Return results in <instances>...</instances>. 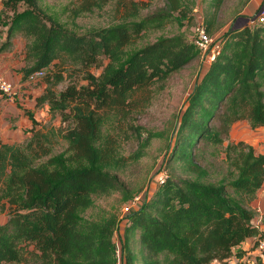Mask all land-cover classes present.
I'll return each instance as SVG.
<instances>
[{"label": "trees", "instance_id": "16d2710c", "mask_svg": "<svg viewBox=\"0 0 264 264\" xmlns=\"http://www.w3.org/2000/svg\"><path fill=\"white\" fill-rule=\"evenodd\" d=\"M97 1L84 0L80 9ZM223 1H209L203 20L209 34ZM24 2L27 7L4 23L0 51L22 36V78L44 70L35 106L47 104L51 117L61 120L37 127L31 116L21 141H0V215L7 214L0 222V264H248V249L237 246L264 236L252 223L251 205L264 183V153L243 138L224 140L239 120L264 127V21L220 32L218 52L187 95L163 166L164 183L122 218L108 211L87 217L82 212L95 196L121 190L129 198L116 172L123 157L113 135L104 133L105 123L125 114L137 89L163 82L201 56L193 38L182 33L131 48L133 40L150 26L162 27L174 11L180 17L194 11V0H164L163 8L143 17L139 2L129 0L119 21L85 32L46 16L38 0ZM91 66L101 69L96 74ZM77 73L86 84L73 81ZM64 79L69 82L57 89ZM60 142L65 148L56 151Z\"/></svg>", "mask_w": 264, "mask_h": 264}, {"label": "rangeland", "instance_id": "374dc122", "mask_svg": "<svg viewBox=\"0 0 264 264\" xmlns=\"http://www.w3.org/2000/svg\"><path fill=\"white\" fill-rule=\"evenodd\" d=\"M139 2V16L143 17L164 7V0H137ZM210 0H194V11H188L185 16L180 17L176 11L169 19L165 20L162 27L150 26L133 40L131 48L139 47L154 41L160 36L173 35L177 33L193 37L197 20H205ZM264 0H224L216 8L213 17L215 29L213 36H217L229 25L246 24L257 17V11ZM84 0H38L44 14L58 21L67 29L75 32H85L92 27H102L120 20L124 11V4L129 5V0H98L89 9H80ZM27 7L24 0H18L11 6H4L0 0V43L6 36L5 21L12 15L13 11ZM213 8V7H211ZM194 12L192 20L188 15ZM104 62L106 59L103 60ZM207 64L206 58L200 57L192 60L178 71L172 73L163 82H155L143 89H137L130 102L125 106V114L121 117H112L103 126L104 133H111L116 140L117 152L123 157V164L116 170L124 185V192L129 193V198L124 199L121 190H115L106 195L95 196L94 204L86 208L82 213L84 216H96L103 212H115L120 218L124 217V205L133 195L143 191H153L155 185L153 176L159 167L167 164L168 151L176 134V127L182 111L186 106L187 95L193 87L202 66ZM93 73H98L101 67L91 66ZM73 81L77 84H86L87 80L83 74L77 73ZM68 79L62 80L57 89H62L68 83ZM39 82H37L38 84ZM32 107V106H31ZM30 111V110H29ZM32 114V112H27ZM59 115V114H58ZM40 124L37 127H47L60 124V116L52 118L46 110L39 115ZM68 123V122H67ZM65 122V125L67 124ZM257 128H250L246 120H239L232 125L230 135L224 140L235 141L239 138L245 139L252 144L257 139ZM65 145L60 142L57 150H62ZM138 153V155H137ZM220 156L215 159L219 164ZM167 160V161H166ZM173 165V166H172ZM176 162H170L174 167ZM169 168V170H170ZM6 213L0 215V222L5 221ZM121 224V223H120ZM121 230L115 233L117 241V255L120 257V235ZM135 244V243H134ZM134 251L138 252L137 243ZM244 259L256 260L258 255L246 254ZM120 264V261L119 263Z\"/></svg>", "mask_w": 264, "mask_h": 264}, {"label": "crops", "instance_id": "0c3cea01", "mask_svg": "<svg viewBox=\"0 0 264 264\" xmlns=\"http://www.w3.org/2000/svg\"><path fill=\"white\" fill-rule=\"evenodd\" d=\"M25 63L24 39L17 34L12 38L10 48L0 51V75L10 79L17 90L15 101H9L0 95V141L2 142L21 141L32 126L31 116L39 121V115L48 108L47 104L41 107L35 106V97L42 92L45 84L43 82L33 85L24 83L25 79L22 78L21 68ZM29 110L32 114L27 113L30 112ZM257 129L260 131L257 132V139H254L252 145L257 152L264 153V127H257ZM251 205L255 210L252 223L264 232V183L258 189ZM255 239V236L247 237L237 248L248 249L246 254L254 253L256 255L257 252L252 248ZM258 258L261 257L258 256ZM235 260L236 258L233 257L230 263H234ZM253 263L254 260L251 264ZM210 264H218V261L213 260Z\"/></svg>", "mask_w": 264, "mask_h": 264}, {"label": "built area", "instance_id": "2783aa9c", "mask_svg": "<svg viewBox=\"0 0 264 264\" xmlns=\"http://www.w3.org/2000/svg\"><path fill=\"white\" fill-rule=\"evenodd\" d=\"M264 21V1L259 10L257 11V17L252 19L247 23L262 22ZM193 41L196 43L197 47L200 49L201 54L205 56L207 63H209L218 52L220 47V33L217 36H213L206 31L203 20H197L195 26V33L193 35ZM44 73V70H36L28 74L25 78L24 83L26 85H33L37 83ZM0 95L9 101H15L17 90L10 79L5 76L0 75ZM167 177V171L162 166L159 167L153 176L154 185L164 183ZM152 192V191H151ZM150 191H143L133 195V197L124 205V214L127 215L135 207L141 205V203L146 199V197L151 193ZM257 252V255L264 260V236H259L256 238V244L253 248ZM245 260V259H244ZM248 260V259H246ZM252 261L248 260V264Z\"/></svg>", "mask_w": 264, "mask_h": 264}, {"label": "water", "instance_id": "95a60500", "mask_svg": "<svg viewBox=\"0 0 264 264\" xmlns=\"http://www.w3.org/2000/svg\"><path fill=\"white\" fill-rule=\"evenodd\" d=\"M233 26H240V25H235V24H234Z\"/></svg>", "mask_w": 264, "mask_h": 264}]
</instances>
